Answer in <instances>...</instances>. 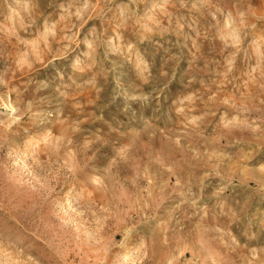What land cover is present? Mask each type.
Returning <instances> with one entry per match:
<instances>
[{
	"label": "rangeland",
	"instance_id": "rangeland-1",
	"mask_svg": "<svg viewBox=\"0 0 264 264\" xmlns=\"http://www.w3.org/2000/svg\"><path fill=\"white\" fill-rule=\"evenodd\" d=\"M0 264H264V0H0Z\"/></svg>",
	"mask_w": 264,
	"mask_h": 264
},
{
	"label": "bare ground",
	"instance_id": "bare-ground-1",
	"mask_svg": "<svg viewBox=\"0 0 264 264\" xmlns=\"http://www.w3.org/2000/svg\"><path fill=\"white\" fill-rule=\"evenodd\" d=\"M125 252H127V248L125 249Z\"/></svg>",
	"mask_w": 264,
	"mask_h": 264
}]
</instances>
